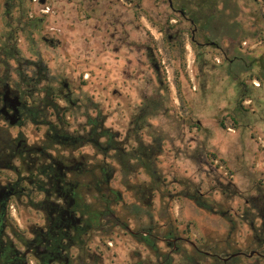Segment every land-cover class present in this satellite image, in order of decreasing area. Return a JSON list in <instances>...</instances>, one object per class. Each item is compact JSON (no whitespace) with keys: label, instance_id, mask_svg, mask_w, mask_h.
Wrapping results in <instances>:
<instances>
[{"label":"rangeland","instance_id":"rangeland-1","mask_svg":"<svg viewBox=\"0 0 264 264\" xmlns=\"http://www.w3.org/2000/svg\"><path fill=\"white\" fill-rule=\"evenodd\" d=\"M6 1L0 0V47L6 42L1 35L13 32L11 44L20 60L9 61L7 73L1 67L0 78L17 89L18 63L40 60L47 68L41 85L58 90V104L68 108L70 133H80L85 115L98 112L127 150L136 146V131L144 144L162 145L153 176L135 162L130 163L134 171L124 176L113 152L103 155L89 144L75 150L52 145L46 127L23 119L10 126L0 117V151L20 142L47 155L14 161L18 171L2 159L0 186L18 181L25 189L26 178L40 179L38 168L51 161L82 163L83 175H74V168L67 173L80 204L102 193L111 203L117 198L101 229L88 230L83 245L68 248L67 255L80 264H157L153 251L127 232L149 228L158 238L153 241L159 257L168 254L173 264L191 257L200 263L189 243L207 254L227 245L242 255L257 252L241 217L255 215L247 201L264 189V0H172L174 9H185L184 16L167 0H46L44 6L17 0L8 7ZM210 12L216 15L212 24L235 30L231 37L212 39L203 29ZM19 69L32 75L29 66ZM142 109L145 124L138 130ZM104 163L114 173L97 194L86 172H97ZM225 186H234L241 196L227 199ZM193 187L216 212L182 196ZM42 192L24 190L8 202L9 239L30 240L34 230L48 224L42 203L53 194L46 198ZM168 234L183 240L177 251L163 242Z\"/></svg>","mask_w":264,"mask_h":264},{"label":"trees","instance_id":"trees-1","mask_svg":"<svg viewBox=\"0 0 264 264\" xmlns=\"http://www.w3.org/2000/svg\"><path fill=\"white\" fill-rule=\"evenodd\" d=\"M229 7L230 6H228V8L222 7L221 11L224 13L227 9H229ZM181 11H183L184 15H186L185 9H182ZM214 16H216L214 12H210L207 16H205L207 24L203 29L211 32L212 39L231 37L235 30L212 24ZM7 43L8 46L4 47V54L0 55V68L2 67L4 73H7L9 61L16 60L19 62L20 60L19 52L14 44H11V40H8ZM26 63L29 65L24 66L21 63H18L17 71V75L21 77L19 88L24 96V102L22 105L23 120L29 122L35 127H46L47 131L45 133V137L52 145L68 146V148L75 150L89 144L92 145L97 152L103 155L113 152V159L118 164L120 171L124 176H127L134 171L135 166L130 165L131 162H135L136 165L146 171L149 176L154 175V165L162 148L160 142L153 140L150 144H144L136 131V135H134L136 146L133 149L127 150L124 146H122V142L118 140V134L105 127L104 117L98 112L95 116L88 114L85 115L86 122L84 124V129H82L80 133H70L68 130L69 122L66 115L68 108L58 104V100L60 99L58 90L53 88L50 84L41 85L42 82L47 80L46 66L43 65L40 60L37 62L34 61ZM26 66L31 67V76H27L23 69H19L21 67L26 68ZM0 79L4 84L6 83L7 77ZM242 102L243 99L241 98L239 100V107L241 109H243ZM143 116L144 111L142 109L140 115L136 119V129L138 130L143 127L142 124H145ZM231 121L233 122V125L236 126L237 123L235 120L231 119ZM220 127L225 128L223 121L220 122ZM136 136H138V139H135ZM7 148L9 147L7 146ZM83 168V164L79 165L73 174L80 176L83 175ZM38 171L40 179H34L33 177L26 178L28 186L23 190H27L30 194L42 191L50 192L52 190L51 188L44 187L48 186V181H46L47 177L58 174L53 161L43 164L38 168ZM86 173L90 179L94 180L93 185L95 193L98 194L101 191V185H106L111 180L114 169L104 163L97 167V172L87 171ZM73 186L76 192V183H73ZM181 194L183 197L191 200L198 208L207 212H216L213 205L204 198L198 188L193 187L191 191L184 190ZM222 194L226 196L227 199L241 196L239 191L234 186L231 188L225 186V188L222 189ZM91 199L92 201L90 202L82 199V204L78 202L77 207L79 209V213L82 216H85L84 228L86 230L99 231L103 225V220L106 219L107 222V218L110 217V215H113L110 205L115 203L117 198L114 197V201L111 203L109 196L106 195V193H102L101 197L97 195ZM247 203L250 205L251 209L255 211V215H247L248 217L242 216L241 218H244V220L248 222V226L252 231V243L256 246L258 253L249 257L248 255L251 252L242 255L238 254L239 251L232 249L230 245H227L222 249H219V247L216 246L213 247L215 249L211 247L208 254L205 252L200 253L201 259L199 264H205V259L208 258L211 259V262L208 264H264V189H256V195L252 196ZM220 214L222 216L226 215L225 211ZM256 219L260 221L259 225H256ZM80 235V231L73 233L67 240V245H65L64 241H62V247L66 250L69 247L80 248L83 245ZM62 240H64V237H62ZM147 243L151 246L153 253L159 259L157 264H173V259L170 255L167 254L159 257L160 254L155 241L152 240ZM233 254H236V256H232ZM195 263L193 257H191L184 258L181 264Z\"/></svg>","mask_w":264,"mask_h":264},{"label":"flooded vegetation","instance_id":"flooded-vegetation-1","mask_svg":"<svg viewBox=\"0 0 264 264\" xmlns=\"http://www.w3.org/2000/svg\"><path fill=\"white\" fill-rule=\"evenodd\" d=\"M15 2H17V0H7L5 5L8 7L9 3L14 4ZM38 3L44 6L46 0L42 3L38 0ZM171 9L173 11H180L174 9L173 4ZM3 13L6 15L9 14V9L4 10ZM1 38H4L6 42L0 47V55L4 54V47L8 46V40H13L15 37L13 32H8L3 33ZM14 97H18L20 102V105L17 107L19 114L18 124L23 119L22 105L24 102V96L20 88L16 89L10 86L7 82L3 84L0 79V117L4 120L5 116L2 111L8 115L14 112L11 102ZM7 146L9 148H7ZM7 146L0 151V162L2 159L6 158L5 166L12 168L15 171H18V169L13 165L14 161L17 160L19 162H24V156L32 158L34 154L46 155L43 152V148L21 146L20 142L14 147L10 145ZM81 164L82 163H79L76 164L75 167H72L71 165L59 166L58 163L54 162L58 174L47 177L49 188L52 189V192H42L46 198L53 194V197H49V201L48 199H45L46 201L42 203V210L47 211L48 224L34 230L32 239L30 240H11L7 237L9 235V230L12 227L7 215L8 202L12 198L18 197L19 194H22L24 192L23 188L19 187L18 181L8 183L5 186H0V190L4 189L5 192H7V196L3 195L0 199V264H80V262L73 260L72 257L67 255V250L62 247L61 243L64 241V244L67 245V240L73 233H77L78 231L81 233V238L88 234V230L84 228V217L79 213L77 207L79 200L74 190V186L71 180L67 178V173L73 168L77 169ZM78 214L79 219L76 218ZM127 232L136 238L146 250L152 252L151 246H149L147 242H151L153 238L158 240V238H156L150 228L139 231L127 230ZM62 237H64V240H62ZM182 241V239H179V237H176L173 234H168L163 239V242L166 243V245L172 246L173 251L178 250L179 243ZM189 248L191 250L190 252L193 251V256L197 261V257L201 253V250L195 243H189ZM145 264L150 263L145 262Z\"/></svg>","mask_w":264,"mask_h":264},{"label":"water","instance_id":"water-1","mask_svg":"<svg viewBox=\"0 0 264 264\" xmlns=\"http://www.w3.org/2000/svg\"><path fill=\"white\" fill-rule=\"evenodd\" d=\"M44 0H40V2L42 3ZM168 4H169V7L172 8V0H167ZM179 14L184 16V13L183 11H179ZM191 40L193 41L194 38H193V35L191 37ZM12 109H13V113L8 115L6 113H4L2 111V113L4 114L5 116V121L10 125V126H14L17 124V122L19 121V114H18V109L17 107L20 105V102H19V99L18 97H14L12 100ZM3 195L7 196V192H5L4 189L0 190V199L3 197ZM238 254H241V253H238ZM254 254H257V252H251L249 253V257H251L252 255ZM232 256H236V254H233Z\"/></svg>","mask_w":264,"mask_h":264}]
</instances>
